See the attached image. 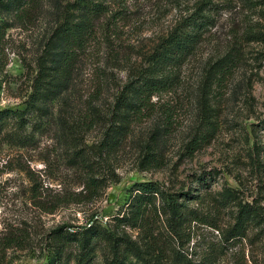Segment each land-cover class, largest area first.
<instances>
[{
    "label": "rangeland",
    "instance_id": "1",
    "mask_svg": "<svg viewBox=\"0 0 264 264\" xmlns=\"http://www.w3.org/2000/svg\"><path fill=\"white\" fill-rule=\"evenodd\" d=\"M97 1L107 11L68 87L24 128L0 132V236L21 242L0 251V264H264L259 229L223 239L238 204L264 208V42L246 36L264 31V5L210 0L224 10L172 69L171 89L134 111L117 109L116 97L204 0ZM23 2L22 13L0 8V111H24L36 79L55 77V33L80 15L78 0ZM142 183L163 197L140 199Z\"/></svg>",
    "mask_w": 264,
    "mask_h": 264
},
{
    "label": "trees",
    "instance_id": "2",
    "mask_svg": "<svg viewBox=\"0 0 264 264\" xmlns=\"http://www.w3.org/2000/svg\"><path fill=\"white\" fill-rule=\"evenodd\" d=\"M24 0H0V8L13 7L23 12ZM248 11H256L264 5L262 0H240ZM229 5V4H228ZM77 9L80 15L72 21L66 20L59 26L55 38L63 41L60 60L56 66L57 73L49 81L44 77H38L34 85V92L26 109L0 111V132L9 125L14 124L16 129L25 126L26 115L33 110H39V103L44 100L53 99L68 87V75L74 60L90 39L92 25L106 13L103 2L97 0H78ZM223 5L214 4L210 0H204L197 4V7L190 14L183 17L174 28L168 39L159 47V52L151 59V68L142 71L136 78L128 80L122 91L116 97V108L126 109L130 107L134 111L146 109L154 96L167 92L172 87L170 80L173 68L181 65L182 61L190 56L200 43L203 34L215 23V15L223 12ZM248 42H264V31L251 29L247 32ZM232 53H227L218 60L215 67L217 70V85L221 78H225L228 69L233 63ZM134 99V102L130 100ZM137 195L142 200H149L150 197L160 195L158 188L152 183H142L136 186ZM166 203L172 216H179L180 206L173 196H166ZM259 229L264 235V208L259 204H238L235 216V223L225 234L223 239L226 242L241 240L246 236L248 229ZM9 235L0 236V251L8 248L19 247L20 241ZM203 264V263H201Z\"/></svg>",
    "mask_w": 264,
    "mask_h": 264
}]
</instances>
